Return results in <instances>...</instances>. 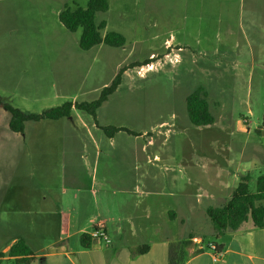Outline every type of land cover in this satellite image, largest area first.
Returning a JSON list of instances; mask_svg holds the SVG:
<instances>
[{
    "label": "crops",
    "instance_id": "0c3cea01",
    "mask_svg": "<svg viewBox=\"0 0 264 264\" xmlns=\"http://www.w3.org/2000/svg\"><path fill=\"white\" fill-rule=\"evenodd\" d=\"M58 1L62 7L54 8V15L61 22L59 13L66 1ZM187 1L192 9L186 10L180 23L168 28L191 27L196 21L198 27L209 28L203 37L229 41L227 34L211 29L222 26L221 8L216 6L223 5V0H193V5L192 0ZM43 2L52 6L51 0ZM160 2L139 0L142 18L156 16ZM178 32H165L169 34L162 43L175 40ZM65 40L64 36L62 50L0 56V97L25 111H41L65 101V71L61 74L67 59ZM247 43L248 52L239 50L233 56L218 53L214 59L218 62L202 65L206 78L202 86L220 112L227 110L225 94L233 90L232 78L244 76L248 66V75L256 65L264 68V36ZM37 73L46 77L36 79ZM10 116L0 107V251L5 253L0 262L22 264L8 251L24 238L32 249L27 255L30 264H168L169 244L181 240L179 222L193 218L200 209L196 188L205 190V197L225 200L229 196L235 175L226 160L215 157L220 155L216 150H193L180 166L165 163V167L170 165L169 183L162 165L158 174V166L151 173L142 164L135 166L139 173L134 179L114 178L113 165L100 164L97 146L91 150L85 147L88 142L83 143L91 139L98 144L96 134L66 126L67 119L74 124V117L79 118L75 112L72 117L27 121L23 132L11 130ZM178 160L174 157L168 161ZM169 184L171 189L164 191ZM96 228L105 230L111 242L91 237L85 245L82 235ZM194 236L184 264H264V226H256L251 220L238 229H227L213 241ZM144 245L148 248L140 251Z\"/></svg>",
    "mask_w": 264,
    "mask_h": 264
},
{
    "label": "rangeland",
    "instance_id": "374dc122",
    "mask_svg": "<svg viewBox=\"0 0 264 264\" xmlns=\"http://www.w3.org/2000/svg\"><path fill=\"white\" fill-rule=\"evenodd\" d=\"M5 1V4L4 0L0 2L3 5L0 10V56L13 58L23 53L62 50L65 36L67 59L61 74L65 71L67 99L92 100L98 97L101 88L110 84L124 67L120 85L98 108L96 121L89 113L77 109L74 112L79 118L74 117V124L68 119L65 121L69 130L81 132L89 129L96 134L98 144L96 141L93 144L91 139L83 143L88 142L85 147L91 150L97 146L100 164L113 165L111 173L114 178L134 179L139 173L135 166L142 164L151 173L158 166V174L162 165L164 179L168 182L171 178L167 168L171 164L183 165L193 150L207 153L216 150L220 155L215 157L230 164V171L235 176L228 188L229 196L225 200L206 198L202 195L205 190L196 188L201 200L200 209H196L193 218L180 221L178 225L180 239L193 233L202 236L205 242L215 240L217 236L206 207L220 205L230 198L243 175L250 174V185L254 189L257 177L264 174V68L256 65L248 75V66L244 76L231 77L233 90L225 94L228 102L225 113L213 105V97L209 98L211 111L216 116L212 124L196 125L190 121L186 97L199 85H205L202 65L218 62L214 60L218 53L233 56L239 50L248 52L247 41L264 36V0H223V5L216 6L221 8L222 26L211 29H218L220 35L227 34L228 42H214V37L210 38L212 41L203 37L209 28L198 27L196 21L191 27L168 28L180 23L186 10L192 9L187 0H161L157 15L146 18L140 14L139 0H109V10L98 12L97 19L107 20V29L122 32L126 43L119 47L102 43L90 49L79 45L82 28L76 31L65 29L54 15V8L62 7L58 0H51V7L43 0ZM65 1L72 7L85 6L88 2ZM170 30L179 31L176 39L162 43L169 34L165 35V32ZM181 39L184 42H178ZM166 52H178L180 61L170 62L165 58ZM153 54V69L139 74L143 64L137 62L151 58ZM34 77L43 79L46 76L37 73ZM225 117L227 121L224 122ZM97 123L124 126L133 133L119 130L110 136ZM174 157L180 160L168 161ZM165 163L170 165L165 167ZM170 189V184L164 187V191ZM0 264L15 263L1 261Z\"/></svg>",
    "mask_w": 264,
    "mask_h": 264
},
{
    "label": "trees",
    "instance_id": "16d2710c",
    "mask_svg": "<svg viewBox=\"0 0 264 264\" xmlns=\"http://www.w3.org/2000/svg\"><path fill=\"white\" fill-rule=\"evenodd\" d=\"M109 8V0H88L85 6L78 5L76 7L66 3L59 13V18L71 31L82 28L79 45L83 49H90L102 43L115 47L123 46L126 43V36L120 31L107 29V20L97 19L98 12L107 11ZM150 60L151 58L147 57L137 64L142 65ZM123 72L124 67H121L112 82L103 86L98 97L92 100L66 99L59 105L41 111H25L0 97V107L10 113L9 126L15 132H23L27 121L72 117L75 109L89 113L96 121L98 108L117 90ZM186 110L190 121L196 125H208L216 121V116L210 108L208 92L202 85L187 95ZM97 125L110 136L119 130L133 133L132 130L124 126L100 125L98 123ZM263 200L264 174L257 177L254 189L250 185V174L243 175L229 199L220 205L206 207V213L213 223L215 235L218 236L227 229H238L248 220H251L256 226H264ZM194 237L190 233L186 238L169 244L168 264H184L186 262L190 256L188 248ZM90 238L91 234L84 233L82 235L85 245H89L85 240ZM147 248L148 246L144 245L140 251H145ZM216 251H219V248L216 247ZM30 254H32V249L24 238L13 243L8 251V255L16 257L15 260L22 264H30V258L27 257ZM4 255L5 253L0 251V256Z\"/></svg>",
    "mask_w": 264,
    "mask_h": 264
},
{
    "label": "built area",
    "instance_id": "2783aa9c",
    "mask_svg": "<svg viewBox=\"0 0 264 264\" xmlns=\"http://www.w3.org/2000/svg\"><path fill=\"white\" fill-rule=\"evenodd\" d=\"M165 56H166L165 58L169 59L170 62L175 63V62L180 61V55H179L178 52H174L173 54H171V52H166ZM154 58H155V54H153V55L151 56V60H150L149 62L143 64V65L139 68L138 73L141 74V75H143V73H144L145 70L147 71V70H151V69H153L154 64H155V63H154ZM91 237H92V238H102V239H104L107 243L111 242V239H110L109 235L107 234V232H106L105 230L101 229V228H96V229H94V230L91 232ZM211 248H212L213 250H215V249H216V246L212 245ZM216 258H217V257H216Z\"/></svg>",
    "mask_w": 264,
    "mask_h": 264
}]
</instances>
